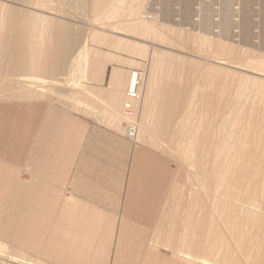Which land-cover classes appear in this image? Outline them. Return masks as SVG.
<instances>
[{"label": "rangeland", "instance_id": "obj_1", "mask_svg": "<svg viewBox=\"0 0 264 264\" xmlns=\"http://www.w3.org/2000/svg\"><path fill=\"white\" fill-rule=\"evenodd\" d=\"M83 1L85 6L64 0H0V24L22 17L35 25L45 16L47 25H53L34 27L30 35L52 39L59 23L68 32L78 31L89 54L78 61L80 67L67 61L53 76H34L15 66L0 74V237L10 245L23 237L40 243L37 254L27 250L39 260L0 241V264H18L9 259L12 255L31 264H205L204 258L220 260L223 253L232 263L249 264L246 240L256 237L252 222L238 223L240 240L227 234L226 247L214 243L210 234L225 231L227 224L215 209L220 197L203 180L212 169L206 154L215 132V102L234 93V100L241 97L238 88L247 76L248 87L253 80L264 81L256 75V69L264 70V0L124 3L126 8L144 6L137 19L166 34L165 40L134 31L135 17L126 12L98 21L91 9L94 0ZM9 7L18 13L12 15ZM14 32L10 34L16 36ZM19 43L20 49L26 45ZM161 52L175 55L182 72L155 68V54ZM134 73L143 85L131 99L127 87ZM148 84L154 85V104L145 96ZM173 85L184 91L176 111L165 106L176 96L170 92ZM245 90L243 115L249 117L258 100ZM192 96L194 110L188 111ZM157 123L165 128L158 132ZM190 129L202 134L191 131L200 133L188 153ZM33 143L39 157L31 153ZM189 214L201 233L188 240L182 232ZM56 216L60 220L54 224ZM188 242L197 246L188 247ZM254 242L253 258L260 254Z\"/></svg>", "mask_w": 264, "mask_h": 264}, {"label": "bare ground", "instance_id": "obj_2", "mask_svg": "<svg viewBox=\"0 0 264 264\" xmlns=\"http://www.w3.org/2000/svg\"><path fill=\"white\" fill-rule=\"evenodd\" d=\"M64 1H67L69 3H73V5L75 4L78 6H80V5L85 6V2L83 0H64ZM128 1L130 3L131 0H94L91 4L92 5L91 9L96 14V15L94 14V16L97 18L98 21L113 18L116 15H118L120 12H123V13L126 12V14L128 13L130 16H132V18L135 17L134 18L135 20H133V23L135 24L134 25V31H136L140 34H154V35H156V38H159L160 40L168 39V37H166V34L161 33L159 30L157 31V29L155 27H153L150 23L142 22V21H140V19H137L138 16L136 17V14L137 15L140 14L141 8L142 7L144 8V6H142V7H140L138 5L134 6L135 3H133L132 6H130L129 8H126V7H124V3L125 2L128 3ZM136 1L137 0H135V2ZM133 2H134V0H133ZM138 3H139V1H138ZM32 7H35V4H33ZM11 9L12 8H10V10ZM31 10L36 11L37 9L32 8ZM122 10H124V11H122ZM38 11H41V10H38ZM46 12H49V11L46 10ZM46 12H44V13L46 14ZM11 13H12V15H15L18 12L16 10L12 9ZM134 13H135V15H134ZM21 18L19 19V17H18V19H15L16 21L11 20L12 22H8L9 24H7V25H6V23L4 25H3V23L0 24V74L4 73L2 71L7 69L8 67L12 68L13 66H15V67H18L19 70H21V72H22V70L29 69L30 72L34 74V76H40V75H42L44 77H45V75L53 76L61 70V68L63 67V65L67 61H71L72 67L78 68V66L80 67V65H78V61L89 56L88 50L86 48L87 46L83 45L86 43L82 44L80 42L82 39H81V36L78 34V31L77 32H75V31L74 32H70V31L68 32L67 30L63 29L62 24L58 23V25H56V27H58L57 31H56V36H54V37L51 36V38L52 37L53 38L48 39L46 41L45 38L44 39H43V37L41 38L40 32H39L40 37L37 34L30 35L31 34L30 30L32 31V29L34 27H37L39 30L46 29L45 27L51 25L52 22L51 23L49 22L50 24L47 25V23H46L47 18H45V16L44 17L39 16L36 20L35 25H30L31 23L29 24L26 18H23V19H21ZM138 18H140V17H138ZM1 20H3L2 16H0V21ZM54 24H56V22ZM52 25H53V23H52ZM63 25H66V24H64V22H63ZM52 30L55 31L56 29H52ZM60 30H61V32H60ZM4 31H6V33L9 31L10 32L16 31V33L14 32L16 36H14V35L12 36V34H10V32L8 35H6L4 33ZM49 32H51V30H49ZM51 34L53 35V33H51ZM54 35H55V33H54ZM177 35H178V33H177ZM179 36L178 37L175 36V37L178 38V40H183L185 38L184 37L182 39V37L181 36L179 37ZM206 39L207 38L201 37L200 41H203L205 43V42H207ZM19 42H25L26 43L25 47L20 49L19 44H21V43H19ZM73 49H75V50L72 51ZM227 49H228V47H227ZM225 51H227V50H225ZM157 53H159V52H157ZM69 54H71V56H69ZM155 55H157V57L155 59L156 65H154V66H157L155 68H157L158 70L160 69V72H163L162 68H167L168 72H172V69H175V74L182 72V70L180 72L182 62L175 55H173L171 53H169V54L164 53V52H161V54H155ZM153 56H154V54H153ZM69 57H71V59H69ZM154 58H155V56H154ZM242 66H245V65H242ZM155 71H156V69H155ZM256 71H260L257 74L255 73L256 75L260 76L261 78H264V70L256 69ZM207 72H209V71H207ZM156 73H158V71H156ZM210 75H208V76L211 77ZM154 77H155V75H154ZM148 78H150V77H148ZM150 79L154 82V80L156 78L154 80L152 78H150ZM244 79H245L244 83L242 85L239 84L240 88H238V89H241V91H240L241 97L239 96L240 95L239 94L238 95L239 97H235V100H234L233 99L234 97H232V96L236 95L234 93L235 95L231 94L232 98L230 97L229 99L226 98V100H224V101L215 102V104L217 103L216 104L217 107H214L213 116L215 118L216 123H215V125H212V126H215V132L211 133V134H213L212 135L213 137L211 135H209L212 137L211 138L212 140H211V143L209 145L210 148H208V154H206V156H207L206 161H209L211 159L212 169L210 172L208 171L209 169L204 172L206 174L207 178L206 179L203 178L204 179L203 181L206 183V184L204 183L206 185V187L208 189H210L214 193V195L220 197V199H218V202L216 200L214 201V202H216L215 209H216V212L221 210V212L218 213V216L220 218L225 219L226 224H227V225H225L226 226L225 231H221V229H220L219 232H215L214 234L211 233L210 238H213L214 243H217L218 245H219V241L224 242L223 243V248H224V247H226L225 242H227V239H226L227 236L226 235L227 234L228 235H231V234L236 235V237L240 240L242 237L241 236L242 232H241V226H239L238 223L240 221H247V223H249V221H251L253 224V230H255V236L256 237H252V235L251 236L249 235V238L246 240L247 242H249L248 246L246 247L247 261L249 262V264H264V81L253 80V81H251L253 85L251 84V86L248 87V85L250 84V82H249L250 79L248 76L245 77ZM138 82H139V84H138ZM156 83L154 82V84H156ZM207 83H208V81H207ZM213 83H212V85L214 86ZM151 84H148L149 88L147 87L148 89L145 90V91H147L145 93V96H146V99L150 100V103L154 104L153 103L154 99L152 100V98H151V95L153 92L152 90H154V88H152V87H154V85L152 86ZM160 84H164V83L161 82ZM168 84H170V83H168ZM219 84L220 83H218V85ZM138 85L140 86L139 75H137L135 73L131 74L129 82H128V87H127V89H128L127 95L131 99L136 97V95H137L136 93L138 92L137 90H139V92H140V89L142 88L141 86L143 84H141V86H140L141 88H139V89H138ZM165 87H167V86L165 85ZM170 89H171L170 92H172L173 94H176V96L174 97V99H171L173 101L172 103L170 101H168L170 103H168L165 106L166 107L170 106V108L172 110L176 111L177 108H179V106H178L179 103H182V105H183V102H184L183 92L184 91L182 89H179L177 87V85L176 86L173 85V87H171ZM213 89H214V87H213ZM245 89H247V90L249 89V92H251V90H252L253 92H251V93L254 95V97H253V95H252V97L255 100H258L257 106L251 107V115L250 116L248 115L249 117H245L243 115L244 114V112H243L244 107H243V102H242L243 98L242 97H244V96H242V95H244L243 93H245V92L247 93V91ZM166 90H169V88ZM176 90H178V91H176ZM218 90L220 91L219 88H218ZM244 90H245V92H244ZM236 91H239V90H236ZM166 93L167 92H165V94ZM220 93H221V91H220ZM238 93L239 92H237V94ZM165 94H164V97H166ZM227 94H228V91H227ZM217 95H219V94H217ZM223 95L225 96L226 94H223ZM228 96H230V95H228ZM245 96H246V94H245ZM149 98H151V99H149ZM219 98H220V96H219ZM224 99H225V97H224ZM247 99L250 100L248 98V95H247ZM168 100H169V98H168ZM161 101H162V103L165 102L164 100H161ZM158 102H159V100H158ZM207 102H208V100H207ZM194 103H195L194 102V96H192L191 100H189L186 103L188 111L194 110L193 109V107L195 106ZM253 103H255V102H253ZM162 105H164V104H162ZM182 105H180V106H182ZM157 106H158V104H157ZM159 106H160V104H159ZM207 106H208V104H207ZM204 108H206V107H204ZM211 109H212V107H211ZM200 110H202V109L200 108ZM210 112H211V110H210ZM200 113H201V111H200ZM245 115H246V113H245ZM211 116L212 115H209V117H211ZM205 118H207V117H205ZM209 119H211V118H209ZM205 120L203 118V121H205ZM207 121L209 122L208 119H207ZM210 124H212V123H210ZM156 126L155 127H156L158 132L161 129L165 128L160 123ZM205 127H206V125H205ZM208 129H210V128H208ZM198 130L196 129V131H198ZM131 131H132V129H131ZM191 131H193V130L190 129L189 131H186L187 135L191 136V139L187 142V146L184 148V149L188 148L187 149L188 153L192 152L193 148L196 146L195 144H198V142L195 138V134L197 135L200 132L202 134V131H200V130H199L200 132L195 133V134H193ZM209 131H212V130H208L205 132L208 134ZM192 135L194 136V139L192 138ZM206 136H208V135H206ZM198 137H200V136L198 135ZM208 138H210V137H207V139ZM200 139H201V137H200ZM208 140H210V139H208ZM199 141H201V140H199ZM201 143H203V142H201ZM184 144H186V142ZM206 144H208V143H206ZM201 145L204 146L203 150H205L204 149L205 145H203V144H201ZM183 147H184V145H183ZM206 147H208V146H206ZM201 149H202V147H201ZM199 155H198V157H199ZM204 158L205 157H203V159ZM195 162H198V161L195 160ZM211 164H209V165H211ZM198 165H200V164H198ZM195 166H196V164H195ZM201 166H202V164H201ZM207 166L208 165L206 164V169L208 168ZM201 169H202V167H201ZM199 170H200V168H199ZM202 171H203V169H202ZM204 173H202V174L204 175ZM199 174H200V171H199ZM199 177H201V176H199ZM189 195H190V193H189ZM190 196L192 197V195H190ZM193 198L194 197H192V199ZM193 202H194V200L187 202V203H189V206H188L189 208H191V205H194ZM181 204H183V203L181 202ZM184 220H185L184 221V228H183L182 233L188 240L191 238V236L193 234H196L198 232L201 233V231L198 228L199 223L197 222L194 215L189 214V215L184 217ZM203 233L206 236V234L209 235L210 232L203 231ZM254 241H258V248L260 250V254L253 258L252 252L255 251V249H256L255 245H257V243ZM191 246L192 247L197 246V244L188 242V247H191ZM198 246H199V244H198ZM251 246L253 247L252 250H250ZM227 249L229 251L228 247H227ZM188 250H190V249H188ZM260 255H261V258L259 257ZM219 257H222V258L220 260H215V261H212V260L210 261L209 259L204 258V263L205 264H238V263H232L231 262L232 258L230 257V255H226L223 253ZM9 259L13 263L31 264L29 262H26L25 260L19 259L16 255L10 256Z\"/></svg>", "mask_w": 264, "mask_h": 264}, {"label": "crops", "instance_id": "obj_3", "mask_svg": "<svg viewBox=\"0 0 264 264\" xmlns=\"http://www.w3.org/2000/svg\"><path fill=\"white\" fill-rule=\"evenodd\" d=\"M35 146H36V143H33V147L31 149V153H32V155H35V156L39 157L40 152H39V150ZM42 206H46V205L45 204H42ZM59 214H60V212L58 211V215ZM58 219L60 220V217H58V216H56L55 218H53V223L56 224L58 222ZM144 219H146V218H143V220ZM38 221L39 220H36V222H38ZM146 223H150V219H148ZM53 229H55V226H53ZM51 232H53V230L50 231V233ZM75 238H79V237H75ZM0 241L3 244H5L6 246H8L9 248H12V249H16L18 251H21L22 253H25L26 255H28L29 257H32V258H34V257L33 256H30L29 253H28V251L31 250L33 253H36L37 254L39 252V250H40V243H39V239L38 238L35 239V240H32V239L29 240L26 237L19 238L18 240H16V242L14 243V245H10V243H8L7 240L4 237H0ZM34 259H39V258H34ZM156 263L157 262L155 261L154 263H151V264H156ZM144 264H147V263H144ZM163 264H181V263H177V262H163Z\"/></svg>", "mask_w": 264, "mask_h": 264}]
</instances>
